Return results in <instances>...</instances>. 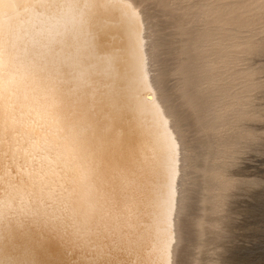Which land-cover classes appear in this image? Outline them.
I'll use <instances>...</instances> for the list:
<instances>
[{"label": "bare ground", "instance_id": "1", "mask_svg": "<svg viewBox=\"0 0 264 264\" xmlns=\"http://www.w3.org/2000/svg\"><path fill=\"white\" fill-rule=\"evenodd\" d=\"M142 12L0 0V264H174L187 107Z\"/></svg>", "mask_w": 264, "mask_h": 264}, {"label": "rangeland", "instance_id": "2", "mask_svg": "<svg viewBox=\"0 0 264 264\" xmlns=\"http://www.w3.org/2000/svg\"><path fill=\"white\" fill-rule=\"evenodd\" d=\"M132 1L163 44L151 76L187 107L174 264H264V0Z\"/></svg>", "mask_w": 264, "mask_h": 264}]
</instances>
